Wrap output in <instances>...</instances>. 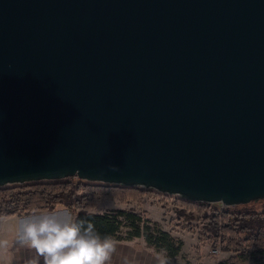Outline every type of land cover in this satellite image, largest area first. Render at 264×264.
Wrapping results in <instances>:
<instances>
[{
  "label": "water",
  "instance_id": "obj_1",
  "mask_svg": "<svg viewBox=\"0 0 264 264\" xmlns=\"http://www.w3.org/2000/svg\"><path fill=\"white\" fill-rule=\"evenodd\" d=\"M68 178L264 200V0H0V188Z\"/></svg>",
  "mask_w": 264,
  "mask_h": 264
},
{
  "label": "trees",
  "instance_id": "obj_2",
  "mask_svg": "<svg viewBox=\"0 0 264 264\" xmlns=\"http://www.w3.org/2000/svg\"><path fill=\"white\" fill-rule=\"evenodd\" d=\"M141 196L140 188L89 183L76 178L12 185L0 188V218H22L66 210L75 216L74 221L93 224L101 237L144 238L149 246L171 257L176 256L179 247L174 246L170 235L158 229L151 230L150 222L135 212L87 213L105 199L127 203L140 201ZM182 202V208L176 214L179 219L196 222L192 232L198 233L199 241H207L213 248L219 247L222 252L242 260L264 253V207L257 209L248 204L222 208L219 204ZM127 226L130 231L123 238L120 232Z\"/></svg>",
  "mask_w": 264,
  "mask_h": 264
},
{
  "label": "crops",
  "instance_id": "obj_3",
  "mask_svg": "<svg viewBox=\"0 0 264 264\" xmlns=\"http://www.w3.org/2000/svg\"><path fill=\"white\" fill-rule=\"evenodd\" d=\"M126 204L116 200L105 199L98 203L87 213L101 215L112 211H126ZM143 206L141 207V209ZM55 215L62 221L73 222L75 216L66 210H57ZM29 220V219H28ZM24 218L0 219V264H43L44 257H37L35 249L28 246L24 240ZM155 222V221H154ZM6 225V226H5ZM5 226V227H4ZM115 251L111 254L106 264H215L216 262L209 256V249L205 252L206 258L197 256L194 252L186 250L185 253H178L171 257L162 250H157L149 246L144 238H134L131 240H117ZM198 242V241H197ZM200 247V244H198ZM203 250V248H202ZM200 253V252H199ZM224 258L233 256L231 253H220Z\"/></svg>",
  "mask_w": 264,
  "mask_h": 264
},
{
  "label": "clouds",
  "instance_id": "obj_4",
  "mask_svg": "<svg viewBox=\"0 0 264 264\" xmlns=\"http://www.w3.org/2000/svg\"><path fill=\"white\" fill-rule=\"evenodd\" d=\"M23 231L28 246L44 257L43 264H106L117 244L109 236L101 237L91 223L66 222L55 214L30 218Z\"/></svg>",
  "mask_w": 264,
  "mask_h": 264
},
{
  "label": "rangeland",
  "instance_id": "obj_5",
  "mask_svg": "<svg viewBox=\"0 0 264 264\" xmlns=\"http://www.w3.org/2000/svg\"><path fill=\"white\" fill-rule=\"evenodd\" d=\"M140 192L142 195L140 201H128L127 203H123L121 201L119 202L127 205V212H135L138 215H141L144 220H148L150 222L151 230L158 229L162 232L168 233L172 239L174 246L179 247L180 253H185L186 250H192L194 252V250L197 249L195 251H198L196 255H202L204 258H206L205 252L208 249L209 252L215 249L209 242L199 241L198 233L192 232V229L196 225V222L190 221L188 218H178V214H176V211L182 208L181 203H183V200L172 196H163L162 194L151 190L140 189ZM249 205H252L253 207L259 209L264 207V200ZM142 206L143 208L141 209ZM127 227H124V229L120 232V235L123 238H125V235H127V233H129L130 231V228ZM198 244H200V247L198 246ZM217 249L220 248L217 247ZM220 253L226 252H222L220 249L219 256L216 259L213 258V256L209 253V256L212 257L216 262L215 264H219L222 261H227L226 264H264V253L260 255H251L246 260L235 258L234 255L229 256L224 260V258H222L223 256L220 255Z\"/></svg>",
  "mask_w": 264,
  "mask_h": 264
},
{
  "label": "built area",
  "instance_id": "obj_6",
  "mask_svg": "<svg viewBox=\"0 0 264 264\" xmlns=\"http://www.w3.org/2000/svg\"><path fill=\"white\" fill-rule=\"evenodd\" d=\"M164 196V195H163ZM166 196V195H165ZM172 197H175V196H172ZM177 198V197H176ZM222 208H224L223 206H221ZM219 251H220V249H217V248H215V249H213L211 252H210V254L213 256V258H218V256H219Z\"/></svg>",
  "mask_w": 264,
  "mask_h": 264
}]
</instances>
